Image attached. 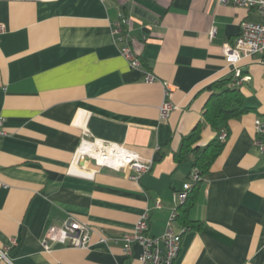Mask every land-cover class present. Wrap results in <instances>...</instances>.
Segmentation results:
<instances>
[{"label":"crops","instance_id":"1","mask_svg":"<svg viewBox=\"0 0 264 264\" xmlns=\"http://www.w3.org/2000/svg\"><path fill=\"white\" fill-rule=\"evenodd\" d=\"M122 17L149 69L122 54ZM244 20L264 16L218 0H0V249L13 264H141V245L127 255L121 237L147 210L148 234L165 231L174 193L193 169L174 154L204 120L208 85L234 76L223 45ZM239 68L254 110L230 122L226 148L200 186L190 217L204 226L186 229L176 219L182 245L174 264H264V152L254 144L264 52ZM164 102L177 107L167 119ZM215 134L206 125L202 142ZM94 137L152 157L151 171L133 179L132 169L78 159L82 139ZM69 215L91 225L90 246L53 242L46 250L47 228Z\"/></svg>","mask_w":264,"mask_h":264},{"label":"built area","instance_id":"2","mask_svg":"<svg viewBox=\"0 0 264 264\" xmlns=\"http://www.w3.org/2000/svg\"><path fill=\"white\" fill-rule=\"evenodd\" d=\"M223 5H233L247 9H256L264 16V0H218ZM124 22L128 28L130 20L122 17L117 23L115 33L117 39L122 44V54L130 60L136 67H142L138 57V52L131 44L125 42L121 35V26ZM6 30V26L0 23V35ZM216 34V28L212 27L209 32L210 37ZM223 52L229 64L235 66L234 78L239 83L242 80V73L239 68V62L242 58L264 52V23H257L244 20L241 24V31L233 43L223 45ZM150 80L155 77L150 75ZM245 79V78H243ZM166 93L169 92V86L165 83ZM177 107L171 102H164L160 107V118L167 119L170 113ZM255 138L254 144L264 152V116L257 117L254 121ZM4 119L0 117V140L4 136ZM227 131L222 130L219 134L221 140H225ZM78 159H93L99 166H106L115 170L129 168L134 171L131 176L133 179H139L142 175L151 171L154 159L145 157L139 152L130 149L124 145L103 140L100 138H84L77 152ZM201 180L200 172L194 167L189 175V179L184 182L181 190L174 193V202L176 206L167 221L165 231L159 236H151L149 231V210H147L136 222L131 231L123 233V249L127 255L133 253L134 244L138 243L142 247L139 260L141 264H174L179 257L182 245V235L174 230V223L177 218L178 208L183 204L193 185ZM2 183L0 182V187ZM163 206L160 200H156L154 208ZM185 229V228H184ZM92 227L86 222L78 219L74 215H69L61 224L50 225L44 234V247L51 250L50 243L59 242L70 247L88 248L90 246V234ZM0 257L6 259L11 264L12 261L3 249H0Z\"/></svg>","mask_w":264,"mask_h":264},{"label":"trees","instance_id":"3","mask_svg":"<svg viewBox=\"0 0 264 264\" xmlns=\"http://www.w3.org/2000/svg\"><path fill=\"white\" fill-rule=\"evenodd\" d=\"M121 35L126 43L131 44L129 28L122 22ZM142 67L149 69L145 59L138 55ZM211 94L204 106V120L189 133L182 137L181 146L174 154L176 163L191 162L193 168L197 167L201 180L196 182L189 191L187 200L178 208L177 221L186 229H201L202 221L193 220L190 210L196 204L199 197L202 182L210 175L212 166L216 159L222 154L227 145L225 140L219 138L222 130H228L230 122L254 108L249 107L245 101V95L232 77H223L210 83L207 87ZM208 125L216 134L208 142H202L203 130Z\"/></svg>","mask_w":264,"mask_h":264}]
</instances>
